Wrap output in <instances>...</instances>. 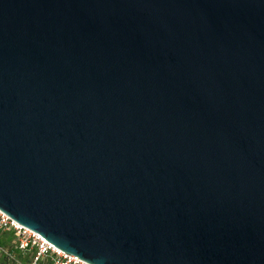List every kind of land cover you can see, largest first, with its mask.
<instances>
[{"label": "water", "instance_id": "water-1", "mask_svg": "<svg viewBox=\"0 0 264 264\" xmlns=\"http://www.w3.org/2000/svg\"><path fill=\"white\" fill-rule=\"evenodd\" d=\"M0 209L92 264H264V0H0Z\"/></svg>", "mask_w": 264, "mask_h": 264}, {"label": "built area", "instance_id": "built-area-1", "mask_svg": "<svg viewBox=\"0 0 264 264\" xmlns=\"http://www.w3.org/2000/svg\"><path fill=\"white\" fill-rule=\"evenodd\" d=\"M6 232L11 233L18 250L29 253V260L24 264H92L65 252L39 232L19 223L0 209V237ZM0 251L12 257V250L7 245L0 243Z\"/></svg>", "mask_w": 264, "mask_h": 264}, {"label": "trees", "instance_id": "trees-1", "mask_svg": "<svg viewBox=\"0 0 264 264\" xmlns=\"http://www.w3.org/2000/svg\"><path fill=\"white\" fill-rule=\"evenodd\" d=\"M13 242V237L10 232L4 233L2 237H0V243L6 245L8 242ZM12 250V257L5 255L2 251H0V263L1 264H23L20 263L18 257L21 256L22 252L17 248L11 249ZM16 251V253H15Z\"/></svg>", "mask_w": 264, "mask_h": 264}, {"label": "rangeland", "instance_id": "rangeland-1", "mask_svg": "<svg viewBox=\"0 0 264 264\" xmlns=\"http://www.w3.org/2000/svg\"><path fill=\"white\" fill-rule=\"evenodd\" d=\"M2 235H4V233H2ZM10 249H15V244L13 242H8L6 244ZM16 253V251H15ZM18 260L20 261V263H26L28 260H29V253L28 252H25V253H22L20 257H18Z\"/></svg>", "mask_w": 264, "mask_h": 264}]
</instances>
